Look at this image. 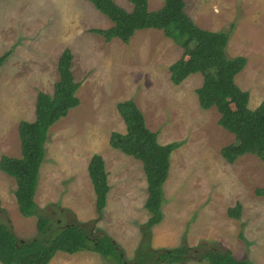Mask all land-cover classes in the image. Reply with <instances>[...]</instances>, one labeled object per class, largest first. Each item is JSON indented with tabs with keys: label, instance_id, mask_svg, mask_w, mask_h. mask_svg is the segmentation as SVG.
<instances>
[{
	"label": "rangeland",
	"instance_id": "374dc122",
	"mask_svg": "<svg viewBox=\"0 0 264 264\" xmlns=\"http://www.w3.org/2000/svg\"><path fill=\"white\" fill-rule=\"evenodd\" d=\"M114 1L131 8L128 0ZM185 3L197 26L228 32L225 55L245 58L234 82L255 108L264 97V0ZM162 5L163 0H148L149 10ZM110 24L89 0H0V54L9 51L0 66V156H20L18 123L34 119L38 90L52 92L57 59L68 47L80 83L79 104L47 130L35 192L42 212L59 224L97 217L87 171L97 153L104 159L109 191L93 233L108 234L123 263L140 257V264H167L157 252L185 244L196 249L195 256L201 246L227 248L237 259L264 264V196L254 192L264 186V160L245 153L229 163L221 156L234 135L218 124L215 107L199 106L195 88L202 75L191 73L179 84L170 80L168 66L182 56V47L155 28L135 30L128 42L117 37L106 42L89 31ZM126 99L134 100L160 144L179 142L162 185L161 220L148 233L141 228L149 217L142 162L109 144L112 131H125L116 103ZM15 188L14 178L0 170V220L18 238L31 239L36 218L18 212ZM236 202L239 218L227 214ZM48 264L121 263L118 256L92 250H58ZM170 264L209 263L192 257Z\"/></svg>",
	"mask_w": 264,
	"mask_h": 264
},
{
	"label": "trees",
	"instance_id": "16d2710c",
	"mask_svg": "<svg viewBox=\"0 0 264 264\" xmlns=\"http://www.w3.org/2000/svg\"><path fill=\"white\" fill-rule=\"evenodd\" d=\"M89 1L111 21L108 27L89 29L106 42L113 37L128 42L135 30L155 28L182 47V56L168 66L170 80L179 84L191 73L202 75L201 84L195 88L199 106L203 109L215 107L219 114L218 124L234 135L233 141L221 147V156L229 163L245 153L264 160V97L251 109L247 104V91L236 86L234 77L245 65V58L225 55L228 32L197 26L185 11V0H163V5L157 10H149L148 0H128L130 10L114 0ZM8 55L9 51L0 54V66ZM72 58L71 50L63 48L57 59L58 78L53 83L52 92L39 90L35 98L34 120L19 121L20 156H0V170L13 177L16 184L14 196L18 212L22 216L36 218V235L31 239L18 238L11 226L0 220V264H48L58 250L66 253L92 250L106 257L118 256L121 264H140L144 261L137 257L132 263H123L111 237L103 231L97 235L93 233L109 191L107 171L100 154H92L87 164L95 195V219L59 224L45 215L35 201L47 130L70 108L79 104L76 90L80 83L72 73ZM116 108L124 121L125 131H112L109 144L142 162L147 182L144 206L149 217L141 228L143 233H148L150 227L161 220L162 185L168 175L169 156L179 142L160 144L156 132L146 127L143 113L134 100L118 101ZM254 192L264 196V186L256 187ZM240 209V203L236 202L227 209V214L239 218ZM201 247L197 256L193 255L196 249L185 244L163 248L157 252V258L167 264L183 263L192 257L198 261L206 260L209 264H250L233 257L227 248Z\"/></svg>",
	"mask_w": 264,
	"mask_h": 264
},
{
	"label": "crops",
	"instance_id": "0c3cea01",
	"mask_svg": "<svg viewBox=\"0 0 264 264\" xmlns=\"http://www.w3.org/2000/svg\"><path fill=\"white\" fill-rule=\"evenodd\" d=\"M38 91H39V90H38ZM38 91H37V92H38ZM35 97H36V96H35ZM23 102H24V104L27 106V103L25 102L24 99H23ZM25 105H23V106H24V110H26V109H25ZM27 108H28V106H27ZM28 109H29V108H28ZM34 110H35V103H34ZM34 118H35V115H34ZM33 120H34V119H33ZM92 189H93V188H92Z\"/></svg>",
	"mask_w": 264,
	"mask_h": 264
}]
</instances>
